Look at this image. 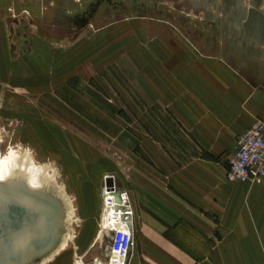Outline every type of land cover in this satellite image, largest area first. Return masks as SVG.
I'll list each match as a JSON object with an SVG mask.
<instances>
[{"label":"rangeland","instance_id":"rangeland-1","mask_svg":"<svg viewBox=\"0 0 264 264\" xmlns=\"http://www.w3.org/2000/svg\"><path fill=\"white\" fill-rule=\"evenodd\" d=\"M262 1L0 0L12 60L26 67L19 84H0V183L46 192L62 209L49 257L28 264H104L103 177L119 178L98 172L110 142L88 130L96 121L141 136L142 76L157 74L172 51L232 62L264 93Z\"/></svg>","mask_w":264,"mask_h":264},{"label":"crops","instance_id":"crops-1","mask_svg":"<svg viewBox=\"0 0 264 264\" xmlns=\"http://www.w3.org/2000/svg\"><path fill=\"white\" fill-rule=\"evenodd\" d=\"M172 52L157 74L142 76L141 136L96 121L88 130L110 142V163L98 172L117 174L133 209L128 264H264V180L226 178L237 137L264 114V93L232 62ZM25 68L12 60L0 11V84H19ZM81 151L99 166L98 154Z\"/></svg>","mask_w":264,"mask_h":264},{"label":"built area","instance_id":"built-area-1","mask_svg":"<svg viewBox=\"0 0 264 264\" xmlns=\"http://www.w3.org/2000/svg\"><path fill=\"white\" fill-rule=\"evenodd\" d=\"M111 179L109 184L105 180ZM226 178L229 181L260 182L264 179V120L255 117L236 139L227 157ZM97 240L107 245L104 264H128L134 244L133 209L126 190L114 175L105 176Z\"/></svg>","mask_w":264,"mask_h":264},{"label":"water","instance_id":"water-1","mask_svg":"<svg viewBox=\"0 0 264 264\" xmlns=\"http://www.w3.org/2000/svg\"><path fill=\"white\" fill-rule=\"evenodd\" d=\"M259 13L264 18V10ZM56 217L57 206L47 195L0 183V262L21 259L27 245L44 248L52 238L51 222Z\"/></svg>","mask_w":264,"mask_h":264},{"label":"bare ground","instance_id":"bare-ground-1","mask_svg":"<svg viewBox=\"0 0 264 264\" xmlns=\"http://www.w3.org/2000/svg\"><path fill=\"white\" fill-rule=\"evenodd\" d=\"M12 185V184H10ZM27 190L33 192V193H38V194H42V195H47L48 197H50V199H52L55 202V205L57 206V217L55 219L54 222H51V233H52V238L50 240V242L41 249H36L34 247V245H27L26 247V251L24 252L23 256L21 259L18 260H6L3 262H0V264H28L29 262H31L33 259H38V258H42V259H46L47 257H49L50 255V249L52 246H54V243L56 242L57 239V233H58V222L61 221V216H62V209H61V205L58 203V201L56 199H54L53 197H51L50 195H48L46 192H42L39 190H34L32 187L30 188H26ZM70 204V203H69ZM70 210L71 213L72 211V207L70 205Z\"/></svg>","mask_w":264,"mask_h":264},{"label":"flooded vegetation","instance_id":"flooded-vegetation-1","mask_svg":"<svg viewBox=\"0 0 264 264\" xmlns=\"http://www.w3.org/2000/svg\"><path fill=\"white\" fill-rule=\"evenodd\" d=\"M263 5H264V3H263Z\"/></svg>","mask_w":264,"mask_h":264}]
</instances>
